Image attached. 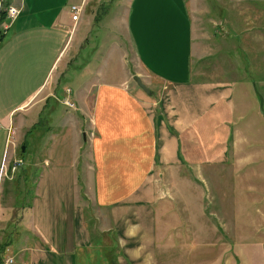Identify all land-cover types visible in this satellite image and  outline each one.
Returning a JSON list of instances; mask_svg holds the SVG:
<instances>
[{"label":"crops","instance_id":"1","mask_svg":"<svg viewBox=\"0 0 264 264\" xmlns=\"http://www.w3.org/2000/svg\"><path fill=\"white\" fill-rule=\"evenodd\" d=\"M80 2L83 9L74 21L70 5ZM144 2L128 12L127 35L135 69L124 63L128 54L124 41H111L108 49L119 53L121 76L112 78L107 68L94 78L88 72L81 78L75 75L74 86L62 87L61 97L57 82L69 61L68 45L75 37V45L84 37L80 30L91 22L95 9L85 10L86 0H21L20 13L2 36L0 136L7 138L0 166L12 161L16 138L22 136L26 145L31 139L34 148L27 157L22 155L24 164L18 173L24 179L28 171L38 173L32 200L23 206L29 212L26 229L20 232L10 220L11 235L0 236L12 247L16 240L15 250L23 255V264H43L42 259L56 252L58 264H72L74 252L88 246L90 228H86L84 210L92 203L89 197L100 210L111 212V219H98L107 224L102 232L110 241L105 244L115 243L120 249L115 251L122 253L116 264H141V249L152 236L144 237L149 233L140 220H155L156 215L145 208L143 214H136L121 207L120 201L130 207L142 205L144 190H151L155 179L165 173H178L198 185L204 165L210 169L221 165L224 142L230 140L226 152H233L239 136H264L262 105L256 111L260 119L245 118L256 97L229 61L233 48L224 36L220 35L219 49L210 50L207 44L194 43L186 0ZM219 50L221 58L213 57L211 67L210 57ZM195 60L201 67L193 68ZM60 62L53 77V67ZM19 73L23 80L19 78L16 88ZM134 73L150 94L137 85ZM153 84L157 88L160 84L161 91ZM66 98L72 106L64 103ZM51 100L62 109L43 118ZM8 136H14L10 149ZM84 155L80 181L78 167ZM193 166L198 175H187L193 171L185 167L192 170ZM3 180L0 177V191ZM117 189L125 191L115 194Z\"/></svg>","mask_w":264,"mask_h":264},{"label":"rangeland","instance_id":"2","mask_svg":"<svg viewBox=\"0 0 264 264\" xmlns=\"http://www.w3.org/2000/svg\"><path fill=\"white\" fill-rule=\"evenodd\" d=\"M153 2L145 0L144 4L153 5ZM141 4L142 0H86L84 9L93 7L94 15L86 28L80 30V35L84 34V37L79 43L75 45V37L73 44L68 45L66 55L69 61L63 66L57 82L60 84L57 89L60 97L64 93L62 87L74 86L75 75L81 78L88 72L89 77L94 78L107 68L112 70V78L121 76V72L117 71L121 64L119 53L113 48L108 49L111 41H124L128 53L124 63L129 69H135L127 22L129 10H136ZM186 4L192 21L194 43H204L210 46V50H218L222 35L225 42L231 44L233 49L229 61L238 72L239 79L249 85L256 97L245 118L252 116L260 119L261 115L256 111H261L259 106L262 105L264 116V0H186ZM221 51L227 52L224 47ZM219 52L212 53L211 67L215 64L213 57H217ZM218 57L221 58V55ZM61 62L53 67L52 76L60 70ZM198 67L201 65L195 60L193 68ZM21 76V73L15 75L18 79L16 88L20 85ZM129 82L135 84L131 78ZM158 86L153 84L154 89L160 92L161 85ZM51 106L54 108L51 109ZM61 109L60 103L51 100L42 117L53 116ZM13 137L8 136L9 149L13 146ZM6 138L0 136V155ZM239 138L233 152H226L230 140L221 145L225 154L220 158L221 165L215 169L204 165L198 185L193 186L178 173H165L162 178L155 179L158 183L155 182L151 190H144L142 205L125 206V202L114 198V201L121 202V207L135 210L136 214H143L142 208H145L156 215L155 220H140L143 229L149 233L144 237L152 236L141 249V264H264V136ZM28 142L23 154L25 157L34 148L32 140ZM22 144L25 145L26 141L18 136L12 158L22 156ZM85 160L84 155L78 167L80 181H83ZM185 168L193 171L187 175L197 174L194 172L198 169L196 166L192 170ZM19 170L16 169L11 179L2 177L0 203L4 206H0V236L11 235L10 220L15 222V226L18 224L20 232L26 229L28 223L29 212L23 206L32 200L38 173L36 170L28 171L24 179ZM122 191L125 190L117 189L115 194ZM89 199L92 203L89 202L84 210V222L86 228H90L88 246L83 247V252H74L72 264H116L115 259L122 253L115 251L119 249L115 243L105 244L110 241V236L105 239L102 232L107 224L98 219L100 216L111 219V212L100 210L94 200ZM109 207L115 206L110 204ZM6 224L8 227H5ZM16 244L15 240L13 247L10 245L14 256L12 264H23V255L15 250ZM42 260L43 264H58V253H49L48 258Z\"/></svg>","mask_w":264,"mask_h":264},{"label":"built area","instance_id":"3","mask_svg":"<svg viewBox=\"0 0 264 264\" xmlns=\"http://www.w3.org/2000/svg\"><path fill=\"white\" fill-rule=\"evenodd\" d=\"M19 2L20 3H18V0H12V2L7 7L6 19L0 24V43H1L2 36L6 32V30L9 28V26L12 24V22L15 20V18L18 16V14L20 13L21 0H19ZM70 9L72 12L71 18L74 21H76L78 19L80 11L83 9V2H80L79 4H72L70 6ZM64 103H66L69 106L73 105V102L68 98L64 99ZM91 134H93L92 131H91ZM23 164H24V159L22 156L14 157L10 163H7V164L3 163L0 166V177H3L4 175L7 178H12L13 173L16 171V169L22 167ZM7 172H10V174H8ZM1 242L3 241H0V243ZM2 249L3 250H2V256L0 259V264H12L14 262V256L11 253V246L8 241L6 242V244H4Z\"/></svg>","mask_w":264,"mask_h":264},{"label":"trees","instance_id":"4","mask_svg":"<svg viewBox=\"0 0 264 264\" xmlns=\"http://www.w3.org/2000/svg\"><path fill=\"white\" fill-rule=\"evenodd\" d=\"M12 2V0H2V5H1V7H0V24H1V22H3L5 19H6V11H7V7H8V5L10 4ZM26 147H27V145L25 144V148H24V150H21V147H20V150H21V155H23L24 154V152H25V150H26ZM6 241V240H5ZM5 241H3V242H1L0 243V259H1V256H2V248H3V246H4V244H6V242Z\"/></svg>","mask_w":264,"mask_h":264},{"label":"water","instance_id":"5","mask_svg":"<svg viewBox=\"0 0 264 264\" xmlns=\"http://www.w3.org/2000/svg\"><path fill=\"white\" fill-rule=\"evenodd\" d=\"M2 5V0H0V6ZM132 78L135 80V82L137 83L138 86H140L144 91H146L148 94L151 93L150 88L146 85V83L142 80V78L140 77L139 74L134 73L132 75ZM25 145L22 144L21 145V150H24Z\"/></svg>","mask_w":264,"mask_h":264},{"label":"clouds","instance_id":"6","mask_svg":"<svg viewBox=\"0 0 264 264\" xmlns=\"http://www.w3.org/2000/svg\"><path fill=\"white\" fill-rule=\"evenodd\" d=\"M128 235H130V236H131V235H134V233H132V232H129V233H128Z\"/></svg>","mask_w":264,"mask_h":264}]
</instances>
